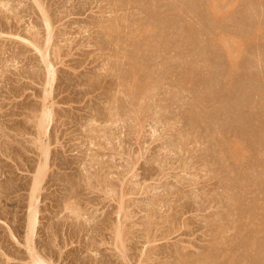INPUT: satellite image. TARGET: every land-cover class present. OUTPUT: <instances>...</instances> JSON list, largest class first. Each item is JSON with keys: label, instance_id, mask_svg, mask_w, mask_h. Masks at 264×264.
<instances>
[{"label": "rangeland", "instance_id": "1", "mask_svg": "<svg viewBox=\"0 0 264 264\" xmlns=\"http://www.w3.org/2000/svg\"><path fill=\"white\" fill-rule=\"evenodd\" d=\"M37 258L264 264V0H0V264Z\"/></svg>", "mask_w": 264, "mask_h": 264}, {"label": "bare ground", "instance_id": "2", "mask_svg": "<svg viewBox=\"0 0 264 264\" xmlns=\"http://www.w3.org/2000/svg\"><path fill=\"white\" fill-rule=\"evenodd\" d=\"M47 25H48V24H47ZM48 34H49V33H48ZM48 40H49V39H48ZM45 64H46V63H45ZM47 64H48V63H47ZM48 65H49V64H48ZM50 66H51V65H50ZM50 66H47V67H48V71H47L48 73H49V70H50V72H51V68L49 69ZM50 74H51V76H53V75H52V74H53V71H52V73H50ZM50 74H49V75H50ZM49 77H50V76H49ZM49 77H48V78H49ZM53 79H54V78H53ZM53 79H52V81H53ZM50 82H51V78L49 79V83H48V85H50ZM44 111H45V110H44ZM45 113H46V112H45ZM47 115H48V113L45 114V117H46ZM48 116H50V115H48ZM48 116H47V117H48ZM42 117H43V116H42ZM45 117H44V118H45ZM47 117H46V118H47ZM48 118H50V117H48ZM42 120H43V119H42ZM47 120H48V119H47ZM38 122H39V121H38ZM40 122H41V121H40ZM45 122H46V121H45ZM42 123L44 124V122H42ZM43 124H42V125H43ZM38 125H39V124H38ZM43 126H44V125H43ZM44 128H45V127H44ZM42 129H43V128H42ZM41 133H42V132H41ZM46 150H47V149H46ZM43 155H44V154H43ZM45 157H46V156H45ZM45 157H44V158H45ZM45 159H46V158H45ZM45 159H44V160H45ZM43 164H44V163H43ZM44 165H45V164H44ZM41 167H42L43 169L45 168V166H43V165H42ZM39 169H40V168H38V170H39ZM46 169H47V168H46ZM38 170H37V173L39 172V174H41V172H44V171H45V169H44V171L41 169V170H42V171L40 170L41 172L38 171ZM37 173H36V175H37ZM44 175H45V172H44ZM36 177H37V176H36ZM36 177H35V178H36ZM44 178H45V177H44ZM33 180H34V179H33ZM39 183H40V182H39V179H38V177H37L36 180H35V182L33 183L34 185H33V187H32L34 193L38 191V189H39V188H38V187H39ZM32 194H33V193H32ZM33 196L35 197L34 194H33ZM31 197H32V196H31ZM32 199H33V197L31 198V200H32ZM36 204H37V203H36ZM30 205H31V204H29V206H30ZM29 206H28V207H29ZM33 207L35 208V206H33ZM33 207H29V209H30V208L32 209ZM31 209H30V210H31ZM30 210H28V211H30ZM28 214H29L30 216H29V225H28L29 228L27 229V231L30 230V232H32L31 234H33V230H34V226H35V222H36V214H37V212L35 213V211L32 210L31 213L28 212ZM27 219H28V218H27ZM30 232H29V233H30ZM27 233H28V232H27ZM29 235H30V234H29ZM27 237H28V236H27ZM31 238H32V237H31ZM29 239H30V238H29ZM26 240H27V242H29L28 239H26ZM25 244H28V243H25ZM38 259H39V258L36 259V260H37V263H38ZM32 260H33V259H32ZM36 260L34 259L33 261H36ZM33 261H32V262H33ZM39 262H40V261H39ZM40 263H42V262H40ZM43 263H44V262H43ZM43 263H42V264H43ZM38 264H39V263H38ZM45 264H46V263H45Z\"/></svg>", "mask_w": 264, "mask_h": 264}]
</instances>
